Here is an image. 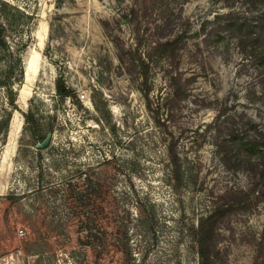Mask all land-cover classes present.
I'll list each match as a JSON object with an SVG mask.
<instances>
[{"label": "rangeland", "instance_id": "374dc122", "mask_svg": "<svg viewBox=\"0 0 264 264\" xmlns=\"http://www.w3.org/2000/svg\"><path fill=\"white\" fill-rule=\"evenodd\" d=\"M4 1L2 14L17 19L11 38L26 40L31 74L16 85L23 102L11 110L21 122L15 112L13 134L0 144V264H198L193 228L214 210L223 212L215 264H264V183L231 165L218 145L230 125L244 134L253 123L264 128V79L227 26L235 17L227 11L245 5ZM179 33L174 48L162 44ZM58 79L68 94L57 93ZM30 106L52 132L39 154L23 131ZM68 180L71 200L63 195ZM13 191L21 195L7 197ZM43 218L57 239L43 240ZM112 218L123 228L118 240Z\"/></svg>", "mask_w": 264, "mask_h": 264}, {"label": "trees", "instance_id": "16d2710c", "mask_svg": "<svg viewBox=\"0 0 264 264\" xmlns=\"http://www.w3.org/2000/svg\"><path fill=\"white\" fill-rule=\"evenodd\" d=\"M224 2H226V5L232 4V0L231 2H229V0H224ZM239 2L244 4L245 8L239 14V10L235 11L229 9L227 13L229 15L235 13V17L232 21L227 23V26L234 34L243 61H250L258 75L264 79V0H239ZM1 3H6V1L0 0V144L2 145L6 142L8 135L11 116L14 111L11 109L17 107L18 89L16 85L24 78L22 50L26 46V40L24 36L11 38V31L16 26L17 19L16 17L7 19V17L2 14ZM180 36L181 34L179 33L175 38L166 39L162 44L165 46L170 45L171 48H174ZM144 78H146V76H144ZM56 91L60 95L68 94L69 89L65 86L62 79L56 81ZM22 114L24 133L35 142L41 140L49 125L42 122L39 114L35 113L31 106L23 111ZM218 145L220 147L219 149L222 151L223 158L231 160V165L249 169L254 178H256V184L264 183V128L253 123V131L244 134L239 131L238 128L230 125L228 126V131L219 139ZM41 150L42 148L36 147L38 154ZM168 154L170 156L174 178L179 183L183 179V170L173 140L168 145ZM41 173V171H38L37 174L38 191H41L43 187L41 186ZM49 185L51 187L56 186L52 181H50ZM67 185L68 187H65L66 190H64L65 192L63 195L66 200H71L74 198L75 184L68 180ZM54 189L56 190L57 188ZM19 195L21 194L13 191L10 192L7 197L15 199ZM222 213L223 212L219 210H214L201 216L197 226L193 228L195 236L194 246L196 247L198 264H215L213 261L215 244L212 241V237L217 220ZM26 222L31 225L33 224L29 219H27ZM45 223L46 221L43 218L40 222V226L43 228V240L48 242V239L52 237L57 239L58 232L53 230L56 226H52L51 222L46 223V225ZM114 226L116 230H114ZM110 228L113 229L110 233L115 240L116 238L118 240V235L115 233L117 231L118 234L120 228L123 231L121 223H117L116 219L112 218ZM32 231L33 230H31V232ZM31 232L25 235L26 239L30 238ZM124 238V245H122L120 249H116V251L122 252V255L127 243V237L125 236ZM100 245L101 250H104L106 242L104 241L100 243ZM112 248L115 249V247ZM106 251H108V249Z\"/></svg>", "mask_w": 264, "mask_h": 264}, {"label": "water", "instance_id": "95a60500", "mask_svg": "<svg viewBox=\"0 0 264 264\" xmlns=\"http://www.w3.org/2000/svg\"><path fill=\"white\" fill-rule=\"evenodd\" d=\"M23 61H24V58H23ZM36 66H37V64L36 63H33V66L31 68V70H32L31 72H33L36 69ZM26 74H27V64H24V77L27 78L31 73L28 74L27 76H26ZM51 136H52V132L49 129L45 133L44 137L41 140H37L35 142V144H34L35 147H37V148H45V147H47L48 144L50 143Z\"/></svg>", "mask_w": 264, "mask_h": 264}, {"label": "bare ground", "instance_id": "6f19581e", "mask_svg": "<svg viewBox=\"0 0 264 264\" xmlns=\"http://www.w3.org/2000/svg\"><path fill=\"white\" fill-rule=\"evenodd\" d=\"M27 56V55H26ZM26 56L24 57V61H25V59H26ZM35 62V60L33 61V63ZM25 64V63H24ZM28 66V65H27ZM33 66V65H32ZM28 74H26V76H27ZM25 80V79H24ZM25 81H27V79L25 80ZM17 100L18 101H20V102H23V99H20V98H17ZM17 113V114H19V112L18 111H16V110H14L13 112H12V116H11V121H10V124L12 123V126L14 127V125H16L15 124V121H14V113ZM20 115V114H19ZM20 122H21V115H20ZM18 122V124H20V122H19V120H16V123ZM11 126V125H10ZM13 132V129L11 130V129H9V133H8V138H7V142L9 141V139H10V137L12 136L11 135V133ZM13 134V133H12ZM6 142V143H7Z\"/></svg>", "mask_w": 264, "mask_h": 264}]
</instances>
